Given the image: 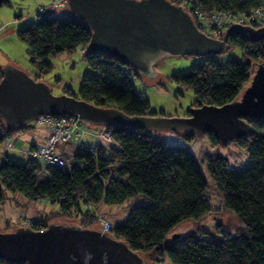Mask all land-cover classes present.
Masks as SVG:
<instances>
[{"label":"trees","instance_id":"trees-1","mask_svg":"<svg viewBox=\"0 0 264 264\" xmlns=\"http://www.w3.org/2000/svg\"><path fill=\"white\" fill-rule=\"evenodd\" d=\"M260 1L197 0L204 10L231 13L247 12ZM7 3L9 0H0V6ZM183 4L190 12L187 3ZM64 8L70 16L37 14L35 21L16 29L18 38L27 45L30 62L39 71H46L50 67L48 55L86 47L82 55L90 70L81 75L77 94L66 86L63 92L98 105L117 107L130 115L160 114L150 108L144 94L135 90L131 75L140 74L115 56L88 49L89 27L67 4ZM231 45L240 48L238 57L220 61L210 55L192 63L187 71L172 75L177 83L192 89L190 107L222 104L236 98L249 78L251 63L264 58V38L248 40L231 32L226 48ZM250 122L253 132L236 140L247 146L243 165L229 166L218 152H204L202 156L224 206L232 209L243 223L236 234L220 229V237L187 233L166 241L174 224L185 218H199L211 207L206 180L193 154L184 146L155 139L148 128L100 125V129L111 132L114 143L101 139L84 148L58 144L55 148L65 160L63 165L42 167L31 156L19 158L4 151L0 155V201L7 189L21 192L31 200L45 198L55 203L54 209L37 218L38 222L32 225L36 229L59 219L99 227L96 222L101 202L122 203L129 197L142 196L143 202L131 204L123 220H108V232L126 241L147 259V264L161 261L164 256L176 264H264V119L253 118ZM32 123L10 128L0 116V143L13 130ZM207 134L213 143H220L212 133ZM194 136L184 133L188 139ZM0 264L12 263L0 259Z\"/></svg>","mask_w":264,"mask_h":264},{"label":"water","instance_id":"water-1","mask_svg":"<svg viewBox=\"0 0 264 264\" xmlns=\"http://www.w3.org/2000/svg\"><path fill=\"white\" fill-rule=\"evenodd\" d=\"M68 9L90 29L87 48L117 57L131 71L155 75L165 56H210L226 49L231 32L248 40L264 38V23H233L220 38L199 30L190 13L171 0H67ZM0 76V116L7 127L32 121L38 114H67L96 125L210 132L220 143L253 132L250 119H264V58L253 61L238 96L222 104L191 106L185 115L127 114L74 95L54 94L41 79L5 63ZM179 236L175 233L172 237ZM0 259L12 264H147V259L99 227L50 220L44 227L18 225L0 231Z\"/></svg>","mask_w":264,"mask_h":264},{"label":"rangeland","instance_id":"rangeland-1","mask_svg":"<svg viewBox=\"0 0 264 264\" xmlns=\"http://www.w3.org/2000/svg\"><path fill=\"white\" fill-rule=\"evenodd\" d=\"M53 1V0H52ZM51 0H9V3L0 6V67L5 63L12 64L35 79L46 82L52 93L63 92L64 87L70 89L74 94L78 93V84L81 75L90 70L82 52L76 48L74 51L62 50L47 56L50 67L46 71H39L29 59V52L25 42L16 35V29L24 23L33 22L37 19L36 11L38 6H49ZM21 15V18L18 15ZM58 17H68L69 12L64 7L58 6L50 11ZM240 48L231 45L223 52L211 55L220 61L227 58L238 57ZM205 56L192 54H181L165 56L153 65L155 75H131L133 86L136 91L141 92L147 98L150 108L156 113L164 115H185L190 108L194 98L190 87L177 83L172 75L187 71L194 62L201 61ZM3 60V61H2ZM85 130L98 131L100 125L80 120ZM81 126V127H82ZM42 128V127H40ZM183 130L175 129H153L151 134L155 139L166 144H178L186 147L195 157L198 167L206 180V194L211 210L199 218H185L171 228L166 241L171 240L175 233L187 234L197 233L202 236L212 235L220 237L222 231L236 234L243 223L237 218L235 212L224 206L222 194L218 190L212 176L210 175L204 152H218L227 160L231 167H239L244 164L247 158V146L243 143L230 141L226 144H215L207 133L195 135L188 139L184 137ZM85 138L92 139L89 134ZM72 144H66L71 147ZM5 151L0 144V155ZM11 155L24 158L23 155L11 152ZM142 196L129 197L122 203L98 205L102 216L111 222L123 220L128 213L129 206L134 203L143 202ZM55 203L46 200H31L23 196L21 192L3 190V199L0 201V231L11 230L18 225H25L22 217L35 218L43 215L44 212L54 209ZM19 219V220H17ZM63 220V219H59ZM7 221V223H6ZM96 225L100 227V222ZM221 229V230H220ZM153 264H176L167 256L163 260L155 261Z\"/></svg>","mask_w":264,"mask_h":264},{"label":"built area","instance_id":"built-area-1","mask_svg":"<svg viewBox=\"0 0 264 264\" xmlns=\"http://www.w3.org/2000/svg\"><path fill=\"white\" fill-rule=\"evenodd\" d=\"M67 0H53L49 6H38L37 13L40 17L50 13L54 8L66 5ZM184 2L187 3L190 9V15L196 27L205 34L220 38L224 29L233 23H246L253 26H259L264 23V0L260 4L251 8L247 12L231 13L217 10H204L198 4L197 0L192 2L189 0H182L179 4L184 7ZM185 8V7H184ZM79 51L84 53L86 47L80 46ZM1 76V72H0ZM35 125L45 128L47 133L45 138L40 143H34L25 148L23 153L31 156L39 161L42 167L51 164L63 165L65 160L61 153L55 148L58 144H72L77 147H86L88 143L84 142L82 135L84 133L93 134L96 139H105L114 143L111 132L107 129H102L99 132H90L79 125L80 119L74 115L67 114H38L33 119ZM2 147L5 149L11 148V141L9 137L2 140ZM97 218L100 222V228L108 231L110 222L106 220L101 212H98ZM25 225L32 226L36 220L30 218H23Z\"/></svg>","mask_w":264,"mask_h":264},{"label":"crops","instance_id":"crops-1","mask_svg":"<svg viewBox=\"0 0 264 264\" xmlns=\"http://www.w3.org/2000/svg\"><path fill=\"white\" fill-rule=\"evenodd\" d=\"M37 14L38 13L36 11V15ZM18 16L21 18L20 14ZM79 125L82 126V123L79 122ZM82 128H83V126H82ZM100 130H102V129H100ZM100 130H98V131L88 130V131L95 133V132H99ZM46 133H47V131H46L45 128H40L39 126L35 125V123L33 122L32 125H30L29 127L13 130L8 135V137H9V139L11 141V145H12L11 148L5 149V148L2 147V144L1 143L0 144H1V147L5 150V152L10 150L11 152H15V153L23 155L25 157L26 154L23 153V150H25V148L27 146L31 145V144L42 142L43 139L45 138ZM84 134H89L92 137V139L89 141V139L84 137L85 136ZM84 134L82 135V139L84 140V142L88 143V145L89 144H93V143L101 140V139L97 140L96 137L93 134H91V133H84ZM7 153L10 154V155L12 154V153H9V152H7ZM23 196H25V195H23ZM42 199L48 201L45 198H42ZM41 217H42V215H38L35 218H30V219H33V220L37 221V218H41ZM23 218H25V217H22L20 220L22 221ZM17 220H19V219H17ZM6 223H7V221H6Z\"/></svg>","mask_w":264,"mask_h":264}]
</instances>
